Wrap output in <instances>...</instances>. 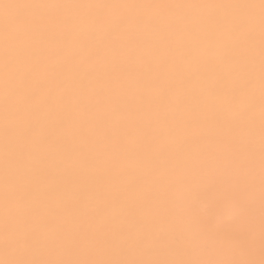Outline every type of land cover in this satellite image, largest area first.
Listing matches in <instances>:
<instances>
[{"label":"snow or ice","instance_id":"1","mask_svg":"<svg viewBox=\"0 0 264 264\" xmlns=\"http://www.w3.org/2000/svg\"><path fill=\"white\" fill-rule=\"evenodd\" d=\"M0 264H264V0H0Z\"/></svg>","mask_w":264,"mask_h":264},{"label":"bare ground","instance_id":"2","mask_svg":"<svg viewBox=\"0 0 264 264\" xmlns=\"http://www.w3.org/2000/svg\"><path fill=\"white\" fill-rule=\"evenodd\" d=\"M213 189L211 187L209 188H198L194 190L195 199L198 202H207Z\"/></svg>","mask_w":264,"mask_h":264}]
</instances>
